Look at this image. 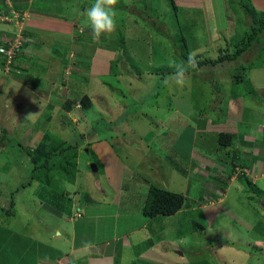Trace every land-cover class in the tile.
<instances>
[{
    "label": "rangeland",
    "instance_id": "1",
    "mask_svg": "<svg viewBox=\"0 0 264 264\" xmlns=\"http://www.w3.org/2000/svg\"><path fill=\"white\" fill-rule=\"evenodd\" d=\"M91 1L0 0V264H84L80 251L69 252L83 192L108 215L90 223L87 241L118 243L125 260L141 252L130 247L147 232L160 241L156 257H145L156 264H264V29L234 57L264 21V0H152L154 10L151 0H117L118 23L106 38L82 26ZM81 46L91 48L85 61ZM108 50L109 62L94 61ZM225 57L233 59L196 68ZM177 65L186 69L183 86ZM222 132L237 135L232 147L220 146ZM46 133L73 147L54 158L68 171L35 180L31 157ZM106 137L134 174L118 183L123 202L114 208L102 200L118 193L106 188L104 157L92 150ZM151 186L184 195V208L145 217ZM48 199L74 213L73 225L58 228L54 210L43 208ZM142 220H152L148 230L138 225L132 241L114 240ZM102 222L121 232L101 234Z\"/></svg>",
    "mask_w": 264,
    "mask_h": 264
},
{
    "label": "crops",
    "instance_id": "2",
    "mask_svg": "<svg viewBox=\"0 0 264 264\" xmlns=\"http://www.w3.org/2000/svg\"><path fill=\"white\" fill-rule=\"evenodd\" d=\"M124 1L127 3H133L134 5L140 6L143 0H124ZM92 2H93V0L91 1V3ZM127 3L125 4V6L127 5ZM152 6H154V5H153L152 0H151V7H149V5H147V8H150L152 10L153 9ZM118 16L119 15L117 14L116 20H117ZM116 23H118V22H116ZM6 28L8 29V27H6ZM31 39H33V38H31ZM29 48H30V46H29ZM28 51L30 52V50H28ZM36 51H38V47H37ZM96 51H98V50L96 49ZM112 52L113 51L108 50V51H105V54L96 55L94 57V61H95V59H97V61L102 62V63L109 62L110 61L109 59H111L110 56H111V54H113ZM81 57H83L84 61L86 58L89 59L87 56H80L79 58H81ZM94 61L93 62L91 61V63H94ZM92 68L96 69L93 67V64L91 65V69ZM94 76L97 77V75H94ZM106 76H108V75H101L100 77L105 78ZM46 79H48V78H46ZM75 88L76 87H74L72 90H75ZM79 89L80 88H77L76 90H79ZM94 101H96V100H94ZM15 116H17V115H15ZM108 138L109 137L100 139L101 142H99V143H98V141H95L93 146H92V150L94 153L96 152L97 154L100 151L99 153L104 157L103 163L106 165V168L108 171L107 173H108V177H109L108 178L109 180H107V181H109V184L105 185L106 188L107 189L113 188L114 192L118 193V195H116V197H115L116 199L118 198V201L114 198L117 202H115V200H114V202L112 203L109 200H107L105 197H103L104 200H102L103 202H105L106 205H108V207L114 208L116 206L117 207L121 206L122 202H123L122 196L124 193L120 192V190L123 187H122V184L118 185V183L122 182L123 179H128L129 181H133L134 180V178H133L134 174H131V175H128V173L126 174V172H128L127 167H126L125 163L123 162V159L119 158L120 156L116 152L115 146L114 147L112 146V144L115 145V142L113 143L111 138H109V139ZM112 163L113 164L116 163L115 167L111 166ZM245 171H248V169H245ZM98 191H100L101 194H104L106 192V189L104 188V186H101V187H99ZM83 194L84 195L87 194L88 196H86V195L85 196L88 199H86V201L83 204L81 203L79 205V203H78V205L80 207V208L78 207V210L79 209L82 210L83 208H85V209H83V211H82V216L80 218H78L79 219L77 222L78 227L76 226L74 229V226H73V228H71L73 239H72V243H71L72 247H70V249L71 248L72 249L71 250L69 249V252H71V254L75 253L76 256H77V253L79 254V251H80V255H79V257L77 256L78 257L77 260L85 262L84 264H156L155 260H153L151 262L148 260V258H145V257H146V255H149V254L156 257V254L158 253V251H156L155 248L158 245H160V241H159L158 237H154L147 232L144 234V236L138 242H134L133 246L130 247L129 242H128V245H129L128 247H130L131 249H135L138 247L141 249V252H139L138 255L135 254L134 258L130 259V260H125L124 257L122 258V255L119 253V251L116 247L118 243H116L114 245V243L108 242L104 247L99 248L97 243L87 241L89 238V233L92 232L91 231L92 228H91L90 223L94 220H97V219H105L108 215L105 212H102L100 208H95L96 202H94V200H92V197H91L94 195V193L92 195V193L90 194V192L89 193L83 192ZM17 203H18V201L16 199L15 206L17 205ZM42 205H43V208H45L44 207V205H45L46 207H49L50 209L55 211L54 212V211L49 210V211H51L50 213L56 217L55 223L58 225V228L61 229V226L63 225V220H66L69 224L73 225L72 221L70 220V222H69V220L67 218H69L68 217L69 215L71 216L74 213L67 215V214L55 209L54 207L49 206L45 202ZM21 206H22V208H29L30 204L25 203V204H22ZM110 208L108 210H113ZM99 209H100V211L97 214L96 211H98ZM141 209H142V213H143V208H141ZM75 210H76V208H75ZM75 210L73 212H76ZM25 215H27V214H25ZM111 216H112V214H111ZM149 219H153V218H149ZM81 220L85 221V222L83 224H81ZM150 221H152V220H148V221L142 220V222H140V223L137 222L136 226H134L135 222L132 223L131 221H128V224L126 226H124L125 227L124 229L125 230L127 229V231L126 232L123 231L120 236H118V235L115 236L114 240L117 238V239H120V241L121 240L123 241V237L127 236V234H128L129 235L128 236L129 241H132L131 240L132 234H134L135 232L138 231V225H140L141 229L148 230L147 225L150 223ZM102 224H105V223L102 222ZM97 228H99L98 232L103 234L105 232H108L107 231L108 228H110V229L116 228V225L115 226H109L106 224L103 226L98 225ZM116 229L119 230V232H121L119 227ZM59 231L60 230H58L57 233L61 234V235H62V233L64 234V232H65V231H61V233H59ZM153 239H155L154 243H153ZM108 240H106V241H108ZM88 242L91 243L92 247L85 248L84 245H85V243H88ZM124 245H127V244H124ZM66 251L63 254H66ZM83 251L85 254H83Z\"/></svg>",
    "mask_w": 264,
    "mask_h": 264
},
{
    "label": "trees",
    "instance_id": "3",
    "mask_svg": "<svg viewBox=\"0 0 264 264\" xmlns=\"http://www.w3.org/2000/svg\"><path fill=\"white\" fill-rule=\"evenodd\" d=\"M243 7L246 9L247 13L249 12V9H251V7H248V6H243ZM82 26L87 27L83 22H82ZM263 29H264V21L259 23V27L252 26V32L250 35H248L247 42L242 47L237 49V53L235 54L234 57L238 58L241 54H243L250 47L252 42L258 38L259 34L263 31ZM89 33H91V30ZM81 49H82V52L84 51L85 53L80 52V56H82L81 54L83 55L87 54L88 49H91V48H89L88 46L87 47L81 46ZM87 57L90 58L91 56H87ZM230 59H233V57L220 58L216 62L210 61V60H204L201 62H197L196 68L198 69L199 67H202L208 64H218L220 62H224ZM112 70H113V66H112ZM76 89L77 88H75V90ZM97 99L95 102H97ZM20 118L22 119V118H28V117L25 116V114H22L19 116V121H20ZM31 131H34V130L31 129ZM25 135L27 136V133ZM236 137L237 135L234 133L222 132L219 134L218 142L222 148H229L233 146L236 140ZM19 145H20V141H19ZM71 149H73L72 146H68V147L67 146L65 147V145L61 146L58 140L52 138L51 133H46L44 135L43 141L38 145L36 149L37 154H34L31 157V162L34 165V171H39L37 174L35 173L33 174V178L35 180H38V179L41 180L44 177L47 181H49L53 176H55L56 168L59 169L61 172L65 171L64 173L67 174V171H68L67 166H65V164L64 165L59 164L57 161H54V158L58 154L63 155L65 152ZM72 157L73 156L69 158L68 156V158L65 160L67 164L70 165V163L72 162L71 161ZM49 199L43 200V202L49 204L50 206L54 207L55 209L65 214L66 212H68V215L71 214V211L67 209V207L63 204V202H59L57 201V199L56 201H52ZM185 202H186V197L182 194L174 193L168 190L160 189L155 186H151L148 192L146 204L143 208V215L147 218H156L158 216H174L184 208Z\"/></svg>",
    "mask_w": 264,
    "mask_h": 264
},
{
    "label": "clouds",
    "instance_id": "4",
    "mask_svg": "<svg viewBox=\"0 0 264 264\" xmlns=\"http://www.w3.org/2000/svg\"><path fill=\"white\" fill-rule=\"evenodd\" d=\"M117 0H94V2L86 8L82 16L84 17L83 23L91 30L94 38L107 37L116 27L117 9L115 5ZM30 44L25 43V47L29 48ZM193 58L189 57V62ZM186 69L182 65L176 66L174 73L175 83L183 86L186 84L185 80ZM85 248L92 247L91 243H85Z\"/></svg>",
    "mask_w": 264,
    "mask_h": 264
},
{
    "label": "built area",
    "instance_id": "5",
    "mask_svg": "<svg viewBox=\"0 0 264 264\" xmlns=\"http://www.w3.org/2000/svg\"><path fill=\"white\" fill-rule=\"evenodd\" d=\"M11 45V44H10ZM12 46V45H11ZM10 55H5L6 57L4 59H7L8 60V63L11 62V60L14 58L13 55H12V51H10ZM0 53H5L4 50H0ZM4 66H7V64H4Z\"/></svg>",
    "mask_w": 264,
    "mask_h": 264
},
{
    "label": "bare ground",
    "instance_id": "6",
    "mask_svg": "<svg viewBox=\"0 0 264 264\" xmlns=\"http://www.w3.org/2000/svg\"><path fill=\"white\" fill-rule=\"evenodd\" d=\"M11 62H12V60H11ZM11 62H9L8 63V60L6 59V60H4V64H8V65H10L11 64Z\"/></svg>",
    "mask_w": 264,
    "mask_h": 264
},
{
    "label": "water",
    "instance_id": "7",
    "mask_svg": "<svg viewBox=\"0 0 264 264\" xmlns=\"http://www.w3.org/2000/svg\"><path fill=\"white\" fill-rule=\"evenodd\" d=\"M93 169H94V171L98 170V168L95 165H93Z\"/></svg>",
    "mask_w": 264,
    "mask_h": 264
}]
</instances>
